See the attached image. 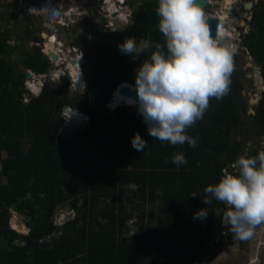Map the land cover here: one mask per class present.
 Returning a JSON list of instances; mask_svg holds the SVG:
<instances>
[{
  "label": "trees",
  "instance_id": "1",
  "mask_svg": "<svg viewBox=\"0 0 264 264\" xmlns=\"http://www.w3.org/2000/svg\"><path fill=\"white\" fill-rule=\"evenodd\" d=\"M141 2L136 12L137 41L146 38L164 45L156 13L158 0ZM252 12L244 45L262 67L264 79V2H257ZM28 15L32 16L23 18ZM29 24L32 32L34 26ZM7 29L0 27V264H193L199 260L206 250L205 238L213 241L214 229L221 220L217 209L224 212L227 208L215 199L205 205L204 189L215 184L228 166L235 172L231 165L245 154L239 143L232 142L231 135L232 128L241 122V113L248 112L242 73L236 65L238 56L232 55L229 92L222 100L210 99L203 118L187 129L197 141L193 148L187 143L172 145L152 138L143 117L127 106L112 112L105 108L120 83L135 84V69L148 58L147 53L130 59L119 47L108 46L119 43L101 40L104 36L98 32L100 40L90 45L85 33L79 38L83 39L82 50L95 69L80 99H69L67 76L58 82L49 77L39 93L25 103L26 73L19 71L11 58L15 49L9 44L10 37L5 36ZM7 46L10 49L6 50ZM15 46L26 68L47 73L53 66L38 45L29 46L31 50ZM120 65H130L131 69L117 70ZM95 88L101 93L96 94ZM66 105L88 114L90 122L76 132L71 126L70 132L63 134ZM255 110L253 118L264 129V91ZM136 133L147 141L143 152L131 144ZM252 147L247 154L264 150L261 141ZM178 152L184 154L187 164L177 166L172 162ZM128 180L137 184V191L126 196ZM137 192L141 199L134 197ZM158 193L167 200L161 202ZM80 195L84 196L81 206ZM89 195L94 202H87ZM29 196L39 204V212L25 203ZM69 199L76 216L57 227L52 220L55 208ZM96 200L112 202L113 208L103 206L99 210ZM147 202L158 203V210L148 209ZM13 207L29 209L32 222L28 234L17 231H25L26 226L11 222ZM201 208H208L207 218L194 217ZM103 211L108 212V222L99 225L96 220ZM136 211L139 228L125 236L120 222L125 224ZM224 230L229 241L235 238L227 227ZM50 236L49 241H43Z\"/></svg>",
  "mask_w": 264,
  "mask_h": 264
},
{
  "label": "clouds",
  "instance_id": "2",
  "mask_svg": "<svg viewBox=\"0 0 264 264\" xmlns=\"http://www.w3.org/2000/svg\"><path fill=\"white\" fill-rule=\"evenodd\" d=\"M5 11L10 15H18L9 12L8 9ZM235 11L239 12V10ZM156 13L159 18L158 28L164 37V45L146 38H140L137 41L135 36L126 37L123 40L122 35H116L122 40L118 47L123 54L133 55L134 60L140 58L141 54H148V58L144 59L135 69L136 98L123 96L120 98L137 107L152 138L161 142L167 141L172 145L187 143L195 148L197 141L187 134V129L203 118L209 107L210 99L222 100L229 92L230 77L233 71L232 54L228 48L220 46L218 40L211 36L205 15L198 6L197 0H158ZM55 14L56 8L48 11L50 18ZM25 15L18 16L22 19ZM32 16L36 26L38 17ZM137 22L138 19L135 18V24ZM8 24H10L9 28H12L11 22ZM35 26V30L33 29L34 31L27 39L28 46L41 47L43 53L50 58L53 67L54 65L56 67L66 66V63H62L59 57L56 61L52 60L50 53L55 50L45 51L43 36L36 35L40 28L36 27L38 28L36 29ZM13 37L16 38L13 44H19L22 41L18 35ZM35 38H39L41 44L36 42ZM106 40L104 41L107 43H117ZM9 43H11L10 40ZM84 58L81 62L77 60L80 74L75 78L72 77V68L66 67L67 74L51 79L58 81L63 76H67L70 80V91L85 92L89 84L88 70L83 66L87 62L86 54ZM51 68L47 73L52 71ZM28 69L32 71L31 77ZM25 73L26 92L36 96L48 79H38V73L31 68H26ZM27 78L34 80L39 89L27 88ZM124 83L127 82L120 83L113 92L106 105L109 110L113 111L121 107L113 104V96L119 95L118 92L114 93ZM127 87L133 88L132 85H127ZM66 112L72 115L78 112L81 118L84 117L83 115L87 117L84 122L87 124L90 122L88 114L70 105L64 108L62 115L69 116ZM131 144L138 152H143L147 147V141L139 133L133 135ZM172 162L177 166L187 164L184 154L179 152L173 154ZM232 167L236 170L235 172L222 170L218 181L205 187V196L202 200L205 205H210L214 199L225 204L226 211H216L221 216L222 225L227 227L235 238L247 240L253 236L257 226L264 224V150L258 151L256 155H239ZM191 195L197 196L196 193ZM207 215L208 208H201L194 214V217L204 219Z\"/></svg>",
  "mask_w": 264,
  "mask_h": 264
},
{
  "label": "rangeland",
  "instance_id": "3",
  "mask_svg": "<svg viewBox=\"0 0 264 264\" xmlns=\"http://www.w3.org/2000/svg\"><path fill=\"white\" fill-rule=\"evenodd\" d=\"M217 1H218V3L215 2L216 4H215V6H213L214 7L213 10L206 11L207 14H209V15H210V13L215 14L216 11H221L223 9L222 6L224 3V0L223 1L217 0ZM241 1L246 2V0H241ZM241 1L238 2V5L241 4ZM259 1L260 0H258V2ZM262 1L264 2V0H262ZM225 10L229 11V9H225ZM251 11L248 10V12H246L247 13L246 25L238 26L236 29V32H235V37L231 39L233 44L236 46V48L231 51V54L232 55L236 54L238 56V58L236 60V65H237V67H239V71L242 73L241 82L244 85L242 92H243V98L245 100V105H246L247 111H248V112L243 111L241 113V122L232 128L231 135L233 138L232 142L239 143L241 145L242 150L245 152V154H247L250 150L253 149L252 145L256 141L258 144L260 143V141H261V143H262V141L264 143L263 126L259 122H256V120H254V118H253L254 113L251 112V109L252 108L255 109V106H257L259 104L260 98L262 97V94H263V92H262L263 90H258L256 82H255V70L253 68V65L258 64V63H256L254 57L250 54L249 49L244 45L245 36L251 30V24H250V20H249V18L252 15ZM0 16H1L0 27L2 28V30L6 27H9L10 24H8V19L9 18L11 19L10 22L12 24V28L7 29L8 31H7V34L5 35L6 37H10L11 43H9V44L13 47V49H15L14 53H12L11 58L13 61H15L14 63L17 64V66L19 67L18 68L19 71H25L26 72V67L23 64V62L19 56L20 50L19 49L17 50L16 48H14V47H17V46H15L17 44H13L14 40L16 39L13 36L18 34L19 39H22V41L19 44L24 47L23 49L24 50H27V49L31 50L32 48L29 47L30 45L29 46L27 45V39H28V36L31 35V33L35 30V29L34 30L32 29V32H31V30L29 28V25H30L29 23H31V25L35 26L34 23L32 22L33 16L28 15L25 18L21 19L18 15H12V14L10 15L6 12H4V13L0 12ZM23 22H27V23L25 25H23ZM138 27H139V21L133 26V34H135ZM36 29H38V28H36ZM28 30L30 31V33ZM121 35H122V39L124 40L126 38V35L125 34H121ZM25 36H26V38H24ZM97 39H99V37H95L93 35H90L87 42L90 43V45H91L93 42L97 41ZM101 39L105 40V39H107V37H103ZM82 42H83V39L76 40V44H78V45H81ZM108 46H110L112 49H114L115 47H118L117 44H110ZM79 47L81 49L83 48V46H79ZM9 49H10V47H9ZM21 53H22V50H21ZM246 54H250L252 56V59L247 60L245 58ZM93 65L94 64L89 63V61L87 59V62L84 63L83 66L85 68L87 67V70L92 72L95 69V67H93ZM59 67L64 69L63 65H60ZM118 67H119V69H117V70H120V69L129 70V69H131L130 65L128 67L127 66L124 67L122 65H120ZM54 68H56L55 65L53 68H51V70L55 71ZM58 81H61V80H58ZM68 92H69L68 93L69 99H71V100H77L81 95V93H76V92H73L70 90H68ZM100 93L101 92L99 90V92L97 94H100ZM26 94H27V98H30L33 96V95H29L25 91L23 94V98H25L24 96ZM256 94H258L259 101L257 103L252 104L251 98H255V99L258 98V97L256 98ZM115 103L118 105V103L116 101H115ZM121 104H124L126 106H134V107H128L127 109L130 110L131 112H133L136 116L140 115L138 113L137 107L135 105H128V104H126V102L124 100L121 102ZM119 106L125 107L123 105H119ZM105 108L109 112H112L109 109H107V107H105ZM75 114H77V115H75ZM75 114L72 115V113H69L68 114L69 116L64 115L67 119L64 117L66 127H64L62 130L63 134H68L70 132L71 126L73 127L72 130L74 132H76L77 130L82 129L84 124H87V122H84V120L86 121V119H87V117L85 115H83L84 117L81 118V116L79 115L78 112H76ZM243 126L245 127L244 130H242ZM28 147H29V145H26L25 148H28ZM0 170H1V166H0ZM225 170H228L230 172V167L228 166ZM2 179L4 182L7 181L6 177H4V176H2ZM125 191H126L125 192L126 196H128L133 191H137V184L128 180L126 182V185H125ZM139 197H141V195H138L136 200L141 199ZM71 202H72L71 199H69V200L65 201L64 203L57 205V207L55 208L53 218H52L55 226L61 227V226H63V224L66 221H68L69 219L72 220L76 216V210L73 209ZM78 202H79L80 206L83 205L84 204L83 203L84 202V196L80 195V200ZM87 202H94V198L92 195H89L87 197ZM95 202H96V207L99 210H101L103 208V206H106L108 203V202L104 203L105 200H96ZM134 202L136 203V201H134ZM25 203L33 206L37 210V212H39L40 206L35 201V199L33 197H31V196L27 197L25 199ZM146 204H147L148 209L153 208L155 210H158V203L153 204L152 202H147ZM224 211H226V208L224 209ZM11 212H12L11 222L15 221L20 225L26 226L27 229L25 231L21 232V231L15 229L13 227L12 228L17 230L22 235L28 234L30 231L28 224L30 222H32V216L28 214L29 209L26 208L25 210H21L18 207H13L11 209ZM103 212H105V211H103ZM103 212L100 214V216L97 217V220H96V223L99 225H101V224L105 225L108 222L107 217L105 219H102ZM117 212H119V211L117 210ZM134 214H135V216H133V217L130 216L129 218H127V221L125 224H123V222H120L121 225L123 224V226H122L123 229H120V230L123 231L125 236H130V235L134 234L139 228L140 221L138 220V218H139L138 212L136 211V212H134ZM151 216H153V215H151ZM153 219H156V216H154ZM224 229H225V227L222 225V220H219V222L217 223V225L214 229V235L216 237L223 236V239L226 240L227 232H225ZM54 234H56L55 236L58 235L57 232ZM52 236H54V235H52ZM51 238H52L51 236L47 237L43 241H49ZM16 243H21V241L16 240ZM218 247H220V246H218ZM200 258H201V262L206 260V258L201 257V255H200ZM209 264H264V224L257 226L254 229L253 236L247 240H240L237 238H233V240H230L228 242V244H225V247L223 248L222 255L219 256L217 258V260L212 261V263L209 262Z\"/></svg>",
  "mask_w": 264,
  "mask_h": 264
},
{
  "label": "built area",
  "instance_id": "4",
  "mask_svg": "<svg viewBox=\"0 0 264 264\" xmlns=\"http://www.w3.org/2000/svg\"><path fill=\"white\" fill-rule=\"evenodd\" d=\"M215 2L218 1L209 0L211 5ZM242 3L243 1L236 7V10H242ZM141 4V0H0L2 10L8 9L20 16L36 15L38 20L35 28H40L36 35L42 37V33H45L44 46L47 42L54 43L53 50L57 52L60 61L66 63L64 69L58 66L49 74L38 73V79L42 80L48 77L52 79L56 76L61 77L67 74L66 67L72 68L70 64L75 60L81 62L85 59V53L79 47L84 43L76 44V40L85 33L88 39L90 35L96 37L98 32L104 37L121 34L136 37L137 31L133 34V26L136 12ZM51 8H56V14L52 18L48 15ZM28 72L32 73L30 69ZM26 85L31 90L39 89L37 83L30 78H27ZM24 97L25 103L32 99V97L27 98V94ZM262 145L264 147L263 141Z\"/></svg>",
  "mask_w": 264,
  "mask_h": 264
},
{
  "label": "water",
  "instance_id": "5",
  "mask_svg": "<svg viewBox=\"0 0 264 264\" xmlns=\"http://www.w3.org/2000/svg\"><path fill=\"white\" fill-rule=\"evenodd\" d=\"M255 2L257 3L258 0H246V2H244V8L247 10H252L254 7ZM198 6L201 8L202 11H204L206 8H211L212 5L209 3V0H197ZM206 18V23L210 29V34L213 38L218 40V43L220 46L222 47H226L228 48L230 51H232V40L229 36H221L220 35V29H221V25H220V17L217 15H207L205 16ZM243 21L242 25H246V19H241ZM42 36H45V33H42ZM36 42H40L41 41L39 38H35ZM106 41L108 42H117L119 44L122 43V40L120 39L119 36H112L110 38H108ZM9 47H6V50H8ZM51 58L53 61H56L58 59V54L55 51H51L50 53ZM4 56V54H1V58ZM130 59H133V55H129ZM245 58L248 59H252V56L250 54H246ZM73 64L75 65L76 62H73ZM253 68L255 70V82L257 85V89L258 90H264V85H263V78L261 75V70L262 67L258 64H254ZM29 76L31 77L32 74L30 73ZM70 77V75H68ZM127 85H130L129 83H124L121 84L120 87L118 88V92L121 96L123 97H132L133 99L136 98V92L134 90V88H129L127 87ZM94 92L97 94L99 92V89L95 88ZM258 97V94H256V98ZM259 101V97L257 99L255 98H251V103H257ZM251 112L255 114V110L252 108ZM159 197L161 198V202H165L166 198L161 194L158 193ZM138 196V192L135 193L134 197ZM177 199L174 200V203L176 204ZM107 209H112L113 208V203L112 202H108L106 205ZM108 212L105 211L102 214V218L105 219L107 217ZM153 217L155 216L154 214H152ZM218 215V214H217Z\"/></svg>",
  "mask_w": 264,
  "mask_h": 264
},
{
  "label": "bare ground",
  "instance_id": "6",
  "mask_svg": "<svg viewBox=\"0 0 264 264\" xmlns=\"http://www.w3.org/2000/svg\"><path fill=\"white\" fill-rule=\"evenodd\" d=\"M240 1L241 0H226L227 5H225V9H229V11L223 10V11H220L218 13L220 16V19H221L220 20V25H221L220 35L221 36H229L231 39L234 38L237 27L242 26L243 21L241 19H245V17H247L246 11L239 10L238 13H236V11H235L236 7L238 6V2H240ZM54 47H55L54 43L47 42L45 45V51L50 52ZM235 48H236V46L234 44H232L231 50H234ZM70 66L73 69L71 71L72 77L75 78L76 75L80 74L79 67H78V61L76 62L75 65L70 64ZM132 86L134 88V84H132ZM33 87L36 88V86H33ZM117 92H118V90L114 94H116ZM120 97H121L120 94L114 95L113 96V104L117 105L115 103V101H116L118 103V105H124V104H121V102L123 100ZM126 104H128V103H126ZM128 105H132V104H128Z\"/></svg>",
  "mask_w": 264,
  "mask_h": 264
},
{
  "label": "flooded vegetation",
  "instance_id": "7",
  "mask_svg": "<svg viewBox=\"0 0 264 264\" xmlns=\"http://www.w3.org/2000/svg\"><path fill=\"white\" fill-rule=\"evenodd\" d=\"M244 2L245 1H243V4H242V9L244 10V11H246V12H248V10L247 9H245L244 8ZM256 4V3H255ZM255 4H254V6H255ZM203 13L204 14H206L205 13V11H203ZM253 13V12H252ZM97 37V36H96ZM106 40V39H105ZM263 78V77H262ZM135 85V84H134ZM263 85H264V79H263ZM264 91V90H263ZM262 91V92H263ZM261 99V98H260ZM255 110V109H254ZM255 114H256V110H255ZM244 126L242 127V130H244ZM167 200V199H166ZM216 215H217V213H216ZM218 217H221L220 215H217ZM124 224V223H123ZM122 224V225H123ZM207 241H209V240H207ZM228 242H229V240H228V236L226 237V240H224L223 239V236H220V237H216V238H214L213 239V241L211 242V244H209V243H207L205 246H210L211 245V247H212V252H208V250L206 249L205 251H203L202 252V254H201V257H204V258H206V260H204V261H202L201 262V259L199 258V260H195L194 262H193V264H209V262H211L212 263V261H214V260H217V258L219 257V256H221L222 255V253H223V248L225 247V244H228ZM218 246H220V247H218ZM211 249V248H210Z\"/></svg>",
  "mask_w": 264,
  "mask_h": 264
},
{
  "label": "crops",
  "instance_id": "8",
  "mask_svg": "<svg viewBox=\"0 0 264 264\" xmlns=\"http://www.w3.org/2000/svg\"><path fill=\"white\" fill-rule=\"evenodd\" d=\"M217 3H218V2H217ZM215 4H216V3H214V4L212 5L211 8H206V9L204 10L205 13H206V11L213 10V8H214L213 6H215ZM225 5H227V4H226V0H225L224 3H223V6H222L223 9H222L221 11L225 10ZM9 12H10V10H9ZM218 12H220V11H216L215 14L210 13V15L212 14V15H217V16H218V15H219ZM251 12H252V11H251ZM204 15L207 16V15H209V14L206 13V14H204ZM24 23H25V22H23V25H24ZM17 35H18V34H17ZM28 37H29V36H28ZM99 40H100V39H99ZM99 40H98V41H99ZM101 40H102V39H101ZM103 41H104V40H103ZM90 73H91V72L89 71V73H88V75H87V79H88ZM217 210H218V209H217ZM192 220L194 221V219H192ZM214 236H215V235H214ZM214 238H216V236H215ZM207 240H209V239H208V238H205V242H206V244H207V243L211 244L212 240H209V241H207ZM232 240H233V239H232ZM210 248H211V249H210ZM206 249L208 250V252H212V247H211V245H210V246H206Z\"/></svg>",
  "mask_w": 264,
  "mask_h": 264
}]
</instances>
